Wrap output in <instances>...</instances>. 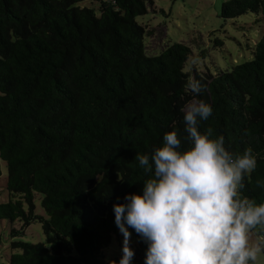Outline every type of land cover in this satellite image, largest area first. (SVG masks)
Listing matches in <instances>:
<instances>
[{
    "label": "trees",
    "instance_id": "trees-1",
    "mask_svg": "<svg viewBox=\"0 0 264 264\" xmlns=\"http://www.w3.org/2000/svg\"><path fill=\"white\" fill-rule=\"evenodd\" d=\"M85 1L0 0V162L8 192L0 221L21 223L12 238L35 222L44 236L12 241L8 264L118 261L103 257L119 234L113 204L149 178L136 152L150 154L170 131L186 136L183 109L193 98L213 109L201 132L211 127L235 154L251 147L257 166L242 194L264 202V0L222 2L223 20L251 14L247 24L262 33L251 60L214 74L187 70L191 50L182 43L149 55L152 32L136 20L148 14V0H92V8ZM193 78L203 85L195 96L186 91ZM188 146L182 138L181 148ZM130 231L133 264H144L147 245Z\"/></svg>",
    "mask_w": 264,
    "mask_h": 264
},
{
    "label": "clouds",
    "instance_id": "clouds-1",
    "mask_svg": "<svg viewBox=\"0 0 264 264\" xmlns=\"http://www.w3.org/2000/svg\"><path fill=\"white\" fill-rule=\"evenodd\" d=\"M202 88L197 79L187 81L194 96ZM183 111L186 136L170 131L150 154L136 152L149 178L141 192L113 204L123 241L120 259L110 264H133L130 229L147 245L144 264H257L264 254V202L242 194L257 158L251 147L229 151L211 127L199 130L213 113L204 100L193 98Z\"/></svg>",
    "mask_w": 264,
    "mask_h": 264
},
{
    "label": "rangeland",
    "instance_id": "rangeland-1",
    "mask_svg": "<svg viewBox=\"0 0 264 264\" xmlns=\"http://www.w3.org/2000/svg\"><path fill=\"white\" fill-rule=\"evenodd\" d=\"M148 1L152 5L148 4ZM146 6L148 14L138 17V23L144 25L152 34L146 37V49L149 55H158L173 43H182L190 48L191 56L187 62V70L193 66L199 71L229 70L237 63L252 59L254 44L260 39L262 28L248 25L252 15L247 14L234 20H223L220 8L224 0H148ZM92 0H86L85 7L95 6ZM247 24V25H245ZM213 33V35H212ZM220 38L222 47H214L212 40ZM249 48H252L250 50ZM0 204L8 201V192L4 187L6 181V167L0 162ZM42 196L34 195L35 212L43 214L40 207ZM18 221H0V264H8L7 258L11 254L12 241L27 243L44 242L41 225L32 223L24 231V235L12 238V228L18 229ZM253 233L252 240L257 239ZM123 236L119 232L113 235L111 244L103 250V257L109 261L121 257ZM137 239L131 236V246ZM257 264H264V254L258 257Z\"/></svg>",
    "mask_w": 264,
    "mask_h": 264
}]
</instances>
